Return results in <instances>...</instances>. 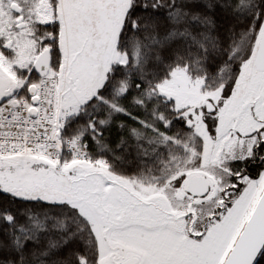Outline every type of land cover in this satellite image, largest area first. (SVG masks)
Here are the masks:
<instances>
[{
  "label": "snow or ice",
  "instance_id": "obj_1",
  "mask_svg": "<svg viewBox=\"0 0 264 264\" xmlns=\"http://www.w3.org/2000/svg\"><path fill=\"white\" fill-rule=\"evenodd\" d=\"M0 264H264V0H0Z\"/></svg>",
  "mask_w": 264,
  "mask_h": 264
}]
</instances>
